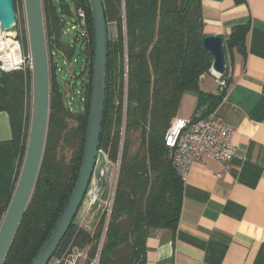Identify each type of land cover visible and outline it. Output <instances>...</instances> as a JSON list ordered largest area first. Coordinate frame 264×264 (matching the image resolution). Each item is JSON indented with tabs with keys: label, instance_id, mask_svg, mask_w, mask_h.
Listing matches in <instances>:
<instances>
[{
	"label": "trees",
	"instance_id": "16d2710c",
	"mask_svg": "<svg viewBox=\"0 0 264 264\" xmlns=\"http://www.w3.org/2000/svg\"><path fill=\"white\" fill-rule=\"evenodd\" d=\"M242 3L244 0H235ZM86 11L90 44L81 48L91 69L84 108L72 111L55 75L50 85V112L44 155L28 207L4 264H32L58 225L82 164L90 110L95 60V32L90 0H72ZM109 34L107 92L101 146L111 161L118 159L124 122L125 65L128 69L127 111L120 176L100 264H145L146 240L152 229L176 231L181 219L184 183L178 176L165 136L177 117L186 92L198 94L193 117L214 113L226 96L206 93L202 77L211 73L213 58L205 50L202 0H103ZM50 51L70 58L73 47L63 39L72 13L67 0H43ZM116 26L112 37L110 25ZM249 24L236 26L226 40V58L246 55ZM23 43V51L29 54ZM89 48V50H88ZM53 60V58H52ZM54 64V62H53ZM228 64V62H227ZM87 66V65H86ZM32 73H0V112L10 116L19 167L11 189L0 190V218L5 216L19 179L28 143V97ZM74 123V125H72ZM59 149L63 151L59 152ZM71 151L68 159L65 151ZM104 217L97 231L74 221L53 259L71 247H91L95 256ZM52 259V260H53Z\"/></svg>",
	"mask_w": 264,
	"mask_h": 264
},
{
	"label": "crops",
	"instance_id": "0c3cea01",
	"mask_svg": "<svg viewBox=\"0 0 264 264\" xmlns=\"http://www.w3.org/2000/svg\"><path fill=\"white\" fill-rule=\"evenodd\" d=\"M202 23L205 36H221L225 46L236 26H250L246 55H228L231 77L215 110L234 130L236 156L221 178L217 161L192 166L178 228L149 231L145 264H264V0H202ZM208 75L201 89L220 93ZM198 99L186 92L177 117L192 118ZM18 165L10 116L0 112V190L13 187Z\"/></svg>",
	"mask_w": 264,
	"mask_h": 264
},
{
	"label": "water",
	"instance_id": "95a60500",
	"mask_svg": "<svg viewBox=\"0 0 264 264\" xmlns=\"http://www.w3.org/2000/svg\"><path fill=\"white\" fill-rule=\"evenodd\" d=\"M32 68L33 105L26 153L12 200L0 229V264H4L28 207L40 171L50 112V72L42 0H25ZM94 32L95 60L91 83L90 110L84 154L76 185L64 213L32 264H49L67 235L81 208L94 176L101 146L107 92L108 24L103 0H90ZM17 23L14 0H0V30L9 32ZM205 50L212 56V71L223 74L228 67L224 39L206 36ZM77 87L75 83L72 87Z\"/></svg>",
	"mask_w": 264,
	"mask_h": 264
},
{
	"label": "built area",
	"instance_id": "2783aa9c",
	"mask_svg": "<svg viewBox=\"0 0 264 264\" xmlns=\"http://www.w3.org/2000/svg\"><path fill=\"white\" fill-rule=\"evenodd\" d=\"M86 18V13L83 10L80 9L76 11V24L72 26V29H78V42L80 43L81 48L86 47L87 49L88 45L90 44V31L88 29ZM68 23L72 24L71 22ZM55 55L56 51H53V59ZM0 70L1 72L5 73L26 70L23 55L20 61L14 62V64H11L8 67L5 66L4 60L0 55ZM211 74L215 77L221 91H224L231 77L230 67L228 66L225 72L221 75L213 72L211 69ZM124 92V122L121 131V145L118 159L115 162L111 161L109 153L104 149H99L94 176L91 180L88 192L85 196V199L89 198L91 200L87 208V212L89 214L92 212L93 208L97 205V203L99 204L100 202H103L102 196L105 193L104 192L101 197L99 196L101 191L99 187H97V183L95 180L96 173H100L102 180L103 178L106 179V176L110 171L108 181L109 185L107 187L108 197L102 203L104 205L102 213L104 221L101 230V237L97 244L95 256L92 258L94 260L91 259L90 264H100V257L107 239V232L112 217L115 194L120 176L123 142L125 138V117L127 111V62L125 65ZM233 134L234 130L224 124L220 119H218L215 112L210 114L206 118H201L199 114L190 119H182L176 117L166 133L165 143L167 148L171 152L174 168L182 182L185 183L187 181L192 166L195 163L201 162L205 159H211L219 163L220 171L217 174L219 178L223 177V175L228 173L231 166V162L236 156V146L232 142ZM84 201L82 206L84 205ZM99 209L97 211H99ZM3 220L4 216L0 218V229ZM77 224L81 229L91 231L90 221L83 220L81 223L79 222ZM86 248L81 249L78 247H70L61 258L56 260L55 264H86V258H88L90 254V252L89 254L86 252Z\"/></svg>",
	"mask_w": 264,
	"mask_h": 264
},
{
	"label": "rangeland",
	"instance_id": "374dc122",
	"mask_svg": "<svg viewBox=\"0 0 264 264\" xmlns=\"http://www.w3.org/2000/svg\"><path fill=\"white\" fill-rule=\"evenodd\" d=\"M67 3L71 6V10H72L71 14L70 13L67 14V18H68V22H71L72 24L70 23L66 24V27L63 31L62 36H63V39H65V41L68 44H70L74 49V55L72 58L67 56L66 53L63 51H56V55L54 59L52 60V51H50V48H51L50 44L53 42H50V41L53 40V38L52 37L48 38L47 36V27H46V22H45L44 10H43V17H44V24H45L48 58H49L50 85H51V78L53 77V74H54L53 66L55 65V75L64 93V99L66 101V104L70 107L72 111H76V110L84 108V100H85L86 92H87V82L89 80L88 77H89V71L91 69L90 67L91 62H90L89 56L87 55V51H86V56L84 53H81V45L78 42V38H77L78 29L77 28L72 29V26L76 24V11L74 9L73 2L72 0H67ZM14 8H15L16 17H17V23L15 27L13 28V30L8 32L10 34L7 36L15 38L14 41L19 43L21 47L22 55L25 60L26 69L29 68L32 73L25 0H14ZM42 8H43V0H42ZM84 12L86 13V11ZM86 16H87V13H86ZM86 20H87V25H88V16ZM113 26H114L113 24L110 25L112 37H114L115 35V33H113L112 31ZM25 39L27 42L26 46H27L29 54H25L22 48L23 43H25ZM207 79L211 85H214L215 82L217 83L214 76L208 75ZM75 83L77 84V87L74 90H72V87ZM28 99L29 100H28V105H27V117L29 119V129H28V137H29L31 118H32L33 89ZM72 125H74V123H72ZM60 151L61 153H63L61 149H59V152ZM65 154L67 155L68 159H70L72 152L67 150L65 151ZM109 174H110V171L108 172L106 179L103 178L101 180V175L99 172H97L96 177H95L97 187H99L101 191L99 196L101 197L103 193L105 192L104 195L102 196L103 202L108 197L107 187L109 185L108 184ZM90 202L91 200L89 198L85 199L84 205L81 206V209L78 215L76 216L75 221L76 223H79V222L81 223L83 220L90 221V225H91L90 229L92 232L93 231L95 232L99 229L100 221L103 217L102 213H103L104 205L102 204L103 202H100L99 204L97 203V205L94 207L95 210L93 208L92 212L88 214L87 208ZM98 209L99 211H97ZM90 249L91 247L86 248V252L88 254L90 252ZM57 259L59 258L57 257L56 259L51 260L49 264H55ZM91 259L92 258L90 257V254H89V257L86 258V264H90Z\"/></svg>",
	"mask_w": 264,
	"mask_h": 264
},
{
	"label": "bare ground",
	"instance_id": "6f19581e",
	"mask_svg": "<svg viewBox=\"0 0 264 264\" xmlns=\"http://www.w3.org/2000/svg\"><path fill=\"white\" fill-rule=\"evenodd\" d=\"M9 34L8 32H2L0 30V55L6 67L14 64V62L20 61L22 57L19 43L14 41V38L7 36Z\"/></svg>",
	"mask_w": 264,
	"mask_h": 264
}]
</instances>
